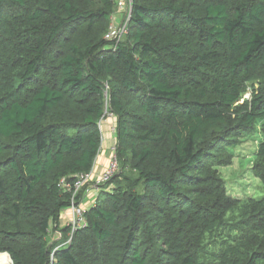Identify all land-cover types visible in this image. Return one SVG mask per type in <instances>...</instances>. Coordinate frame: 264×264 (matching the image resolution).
Here are the masks:
<instances>
[{"label": "trees", "instance_id": "trees-1", "mask_svg": "<svg viewBox=\"0 0 264 264\" xmlns=\"http://www.w3.org/2000/svg\"><path fill=\"white\" fill-rule=\"evenodd\" d=\"M115 9L0 0V254L264 264V195H231L220 170L255 146L248 169L264 188V0H132L113 47ZM108 114L119 168L70 237L60 218ZM52 227L64 239L50 242Z\"/></svg>", "mask_w": 264, "mask_h": 264}, {"label": "rangeland", "instance_id": "rangeland-1", "mask_svg": "<svg viewBox=\"0 0 264 264\" xmlns=\"http://www.w3.org/2000/svg\"><path fill=\"white\" fill-rule=\"evenodd\" d=\"M116 15H117L116 20L119 21L120 20L119 18H121L122 14L117 13ZM107 117L108 118H106L104 120L103 125H101V130L104 133V138H102L101 151H106L103 155H104V158L108 162V158L112 154L111 148L114 145L115 141L112 140V136L110 137L108 135V133L106 132L107 127H109V129L112 128V126L114 124V119L109 114ZM248 150H250V151H248ZM254 150H255V146H249V147H247L246 150H244L245 153H243L241 156L240 155L241 152H240L239 148L235 149V152H237V155L239 154V156L235 158L234 163L231 166H226V167L220 168V170H221V172H222V174L226 180V188H227L228 192L233 196H238L240 198L252 196V197L257 198V197H262L264 195L263 186L261 185L259 180L256 179L250 173V171L248 169L249 162L253 157ZM246 151H248V152H246ZM98 180H99L98 178L96 180H89V182L87 183V185H88L87 189L89 187H94L95 186L94 184L97 183ZM99 184H101V183L99 182ZM94 197H95L94 192H90V193L85 192L84 193L83 198L86 201L83 205L86 204L85 208H87L89 205H91ZM55 232L58 233L59 231L58 230L56 231L55 228L52 227L50 230V233H49V237H48L50 242H55V241H59L61 239H64V237L59 235V233L57 236H55Z\"/></svg>", "mask_w": 264, "mask_h": 264}, {"label": "built area", "instance_id": "built-area-1", "mask_svg": "<svg viewBox=\"0 0 264 264\" xmlns=\"http://www.w3.org/2000/svg\"><path fill=\"white\" fill-rule=\"evenodd\" d=\"M131 10H132V0H116V9L115 12L111 15L110 17V23L108 26V29L106 31V33L104 34V38L106 40H110L113 41V47L119 42L121 41V39L123 38V36L127 33L128 31V21L129 18L131 16ZM117 13L122 14L121 18H119L120 20L117 21L116 17H117ZM112 150V154L111 156L108 158V162H107V166L104 169L103 173L100 175V178L98 180L97 183H95V187L98 188L99 186V182L103 183L104 181H106L107 179H109L114 173H116L118 171V162H117V158L116 155L114 153L115 151V143L111 148ZM90 173L88 174H84V175H79L77 177V179L74 182L73 185V194H72V201H71V205L69 207V209L71 210V218L69 219V221L67 222V225H69L70 227V237L72 235V233L75 231V229L83 226L85 224V220H84V208L80 207V203L78 205H76L74 203V198L75 195L80 192L89 182L90 180ZM61 184L66 187V188H71L67 183L64 182V180H61ZM88 191V189H86V192ZM70 237L68 238V240L65 242H69Z\"/></svg>", "mask_w": 264, "mask_h": 264}, {"label": "crops", "instance_id": "crops-1", "mask_svg": "<svg viewBox=\"0 0 264 264\" xmlns=\"http://www.w3.org/2000/svg\"><path fill=\"white\" fill-rule=\"evenodd\" d=\"M114 119V118H113ZM114 128V124L112 126L111 129H109V127H107V133L108 135L111 137L112 136V140H114L113 138V129ZM104 138V137H103ZM115 141V140H114ZM106 151H100V153L98 154L97 158H96V161L94 163V166H93V169L91 170L90 172V180H96L97 178L99 179V175L101 173H103L105 167L107 166V160L104 158V153ZM97 191H98V188H96L95 186L94 187H89L88 188V191L86 193H90V192H94L95 193V197L92 201L91 204L94 203L95 199H96V196H97ZM86 200H84V198L82 199L81 203H80V207L85 208V205H83L85 203ZM90 206V205H89ZM88 206V207H89ZM71 210L69 208L65 209L63 212H62V215H61V218H60V226H64V225H67V222L69 221V219L71 218ZM58 233L55 232V236H57Z\"/></svg>", "mask_w": 264, "mask_h": 264}, {"label": "bare ground", "instance_id": "bare-ground-1", "mask_svg": "<svg viewBox=\"0 0 264 264\" xmlns=\"http://www.w3.org/2000/svg\"><path fill=\"white\" fill-rule=\"evenodd\" d=\"M0 264H11V259L7 254H0Z\"/></svg>", "mask_w": 264, "mask_h": 264}, {"label": "water", "instance_id": "water-1", "mask_svg": "<svg viewBox=\"0 0 264 264\" xmlns=\"http://www.w3.org/2000/svg\"><path fill=\"white\" fill-rule=\"evenodd\" d=\"M7 255L9 256V254L7 253ZM10 257V256H9ZM11 259V258H10ZM11 264H12V260H11Z\"/></svg>", "mask_w": 264, "mask_h": 264}]
</instances>
